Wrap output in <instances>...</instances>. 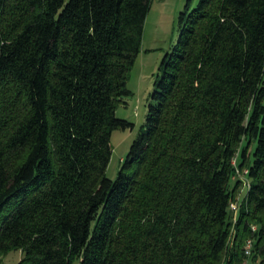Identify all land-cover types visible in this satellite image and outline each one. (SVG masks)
I'll return each mask as SVG.
<instances>
[{
  "label": "trees",
  "instance_id": "16d2710c",
  "mask_svg": "<svg viewBox=\"0 0 264 264\" xmlns=\"http://www.w3.org/2000/svg\"><path fill=\"white\" fill-rule=\"evenodd\" d=\"M150 3L0 0V264H264V0H187L106 177Z\"/></svg>",
  "mask_w": 264,
  "mask_h": 264
},
{
  "label": "rangeland",
  "instance_id": "374dc122",
  "mask_svg": "<svg viewBox=\"0 0 264 264\" xmlns=\"http://www.w3.org/2000/svg\"><path fill=\"white\" fill-rule=\"evenodd\" d=\"M196 1L191 0L190 7L194 6ZM186 2L187 0H151L144 20L140 50L128 73L126 86L130 94L123 98V102L117 106L115 111L116 117L129 121L132 123V127L112 130L110 138L112 152L105 171L106 177L109 179H115L122 165V159L145 121L153 82L159 74L162 57L177 38V18L180 11L184 9ZM245 169V167H237L232 177V181L237 180L239 183L236 189L238 201L246 193L248 179L245 175ZM235 213L232 212L230 218L231 231L235 221ZM251 227L253 228L255 225H251ZM19 257V251L11 250L1 256V264H17Z\"/></svg>",
  "mask_w": 264,
  "mask_h": 264
},
{
  "label": "built area",
  "instance_id": "2783aa9c",
  "mask_svg": "<svg viewBox=\"0 0 264 264\" xmlns=\"http://www.w3.org/2000/svg\"><path fill=\"white\" fill-rule=\"evenodd\" d=\"M230 209L232 210V212H236L237 213L238 203L236 201L230 203ZM236 213H235V215H236ZM255 229H256V227L252 228V230H255ZM252 247H253V239L252 238H247L244 241V244H243V253L245 255V259L243 261V264H254L250 260V256H251V253H252Z\"/></svg>",
  "mask_w": 264,
  "mask_h": 264
}]
</instances>
